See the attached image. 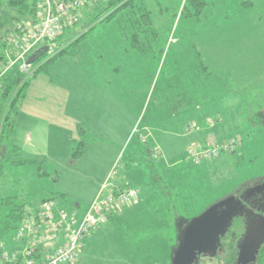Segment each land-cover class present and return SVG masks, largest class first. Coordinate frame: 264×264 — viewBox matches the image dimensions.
Wrapping results in <instances>:
<instances>
[{"label": "rangeland", "instance_id": "374dc122", "mask_svg": "<svg viewBox=\"0 0 264 264\" xmlns=\"http://www.w3.org/2000/svg\"><path fill=\"white\" fill-rule=\"evenodd\" d=\"M122 5L108 8L107 2L96 0L82 8L57 48L47 51L34 66L68 50L48 63L37 80L48 78L54 95L63 98L61 105L71 112L85 106L89 85L85 66L91 71L100 69L103 80L114 82L121 102L130 103L131 116L139 113L138 125L141 120L148 123L159 147L155 158L139 133L122 145L125 159L135 149L142 152L130 166L138 174L149 175L153 187H140L133 179L134 187L140 188L139 202L125 205L93 230L77 264H169L182 229L191 219L264 180V0H135L131 14L119 11L126 8ZM142 6L141 14L138 8ZM17 13L0 4V41L10 50L8 37L19 23ZM106 17L110 20L104 21ZM0 50L6 51L2 46ZM17 67L19 63L13 68ZM28 77L20 76L11 96H0L2 118L6 113L9 116V100ZM41 86L29 94L36 95ZM178 95L182 106L177 105ZM12 125L4 123L2 148L10 143ZM15 133L21 138L24 127L16 126ZM138 140L141 146L136 147ZM212 143L220 149L217 156L198 159L191 155L190 151L213 149ZM223 144H231L229 151L221 148ZM91 146L87 144L89 150ZM80 147L77 144L73 153L85 151ZM11 148L9 154H0V251L2 246L7 250L19 246L14 241L19 224L12 216L15 207L36 214L41 203L51 199L56 210H73L77 204L86 209L95 197L87 176L98 178L93 173L98 159L90 151L74 174H58L60 180L55 182V175L46 174L43 162L28 147ZM125 159L114 166L123 178L130 168ZM116 174L109 178L115 181ZM149 178L141 177L146 184ZM90 196L93 201L88 202Z\"/></svg>", "mask_w": 264, "mask_h": 264}, {"label": "crops", "instance_id": "0c3cea01", "mask_svg": "<svg viewBox=\"0 0 264 264\" xmlns=\"http://www.w3.org/2000/svg\"><path fill=\"white\" fill-rule=\"evenodd\" d=\"M9 1L11 0H3L5 4ZM8 8L12 9L10 7ZM15 11L18 12L16 18L19 23L14 26L12 30H14L19 25L28 23L30 20L28 13L22 14L17 9H15ZM4 44L2 43L1 46L4 47L6 51L3 52L0 50V53H2L4 56V60L0 61V73L3 71L5 63L9 61L10 58H14L12 49H7L6 45ZM7 45L10 47L8 43ZM15 66L16 65L9 67L8 70L0 77V96L3 95V88L7 87L8 84H12L15 81L17 82V80L22 75L19 67L13 68ZM15 72L16 74L14 75ZM83 72L85 81L89 83V85L87 84L86 88L85 106H79L72 112L61 105L63 104V98L59 99L56 97L57 94L54 95L56 92H54L53 85L46 83V81H49L48 78H46V81L45 78L37 80V74L39 73H33L31 78L28 77L30 80H32H29L26 85L22 87L23 90H21V95L18 99V107L16 108L15 112H13L14 117L11 122L13 123L10 132L11 137L9 136L10 143L8 146L2 148V143L0 140V154H9L13 150L11 147L19 148V145L24 148L28 147V149L31 150V153L35 155L36 158H39L41 162H43L44 167L42 168H46V174H54L55 182H58L60 180L58 174H74V168L76 169L79 162L83 160L85 153L90 151L92 156L98 159L97 162L99 164H96V166L93 168L96 170L93 173L98 174V178L97 175L87 176V179H89L90 182L92 181L91 188L93 189H90V191L92 190L91 194L95 196L94 198L90 196L91 199H88V202H90L92 198L94 200L100 194V192L104 190V185L107 182L110 186L107 187L106 190H110L115 186H130L139 190V185L140 187H153L151 183L152 180L149 178V175L142 173L138 174L137 172L140 171H137L136 168L130 166V163L135 161L133 157L135 158L139 155V153L142 155V152H139V149L132 151L129 158L125 159L124 154L121 156L122 145L127 144L130 136L132 134L137 135V133H139V137H141L143 143L148 146V152H152L154 156L153 151H151V147L157 149H159V147L155 136H153L151 127L148 125V123L143 124L142 120L138 125L140 117L139 113L136 111L133 114V117L131 116V108L129 106L130 103L128 101L125 103L121 102V100L116 96V90L113 85L114 82L110 83V81H107L105 78L103 80L101 77L102 71L100 69L91 71L89 66L88 68L85 66V71ZM40 84L42 85L41 89L36 90V95H30L29 93H33L35 87L37 86L38 88ZM10 91L11 90H9V92ZM107 91L110 93H108L110 98H108ZM9 92L7 97L11 96ZM93 92H95L96 95L91 96V93ZM83 93L85 95V91ZM179 97L180 95L176 97V99L179 100L177 105L180 106L181 104L182 106L184 103L182 102V98ZM81 100L83 101V97H81ZM90 104L92 108L90 107ZM176 113H179L178 109L176 110ZM16 126L24 127V134L21 138H18L15 133ZM97 135L101 137L99 138ZM145 138H147V141H144ZM148 141H150L152 144H149ZM81 142L82 146L85 147V151H83L79 156L75 157L73 155V150H75V146ZM99 142L103 144H99ZM115 142H118L121 145H115ZM87 144L92 145L91 150H89ZM97 145L99 146L96 147ZM137 146H141V142H139V140L136 147ZM142 147L144 148L145 146L142 145ZM112 151H114L115 154H113ZM106 156H109L110 158L105 161H100L101 158ZM5 157L6 156H4V159ZM122 158L125 159L124 164L130 166L129 169L123 172L128 174V176L125 178L119 175L122 171H119V173L116 174V169L114 167ZM100 162L103 164L100 165ZM113 172L116 174L115 181H112L111 178H109V175ZM139 175H141L140 181H138ZM143 175L148 176L149 178V182L147 184L141 179ZM153 175L155 176L156 174H151L150 176L153 177ZM133 179H136L135 182H137V187H134L135 183L133 184ZM88 207L85 209L82 208L80 204H77L76 209L66 210L69 214L74 215L77 220H80L84 217ZM39 208L41 209V205ZM63 209L65 210V208ZM111 218L112 216L109 218V220ZM91 234L87 240L91 239ZM63 240V237L60 236L56 240H51L49 243L40 248V253L44 255L45 253L53 250L58 246V243L62 242Z\"/></svg>", "mask_w": 264, "mask_h": 264}, {"label": "built area", "instance_id": "2783aa9c", "mask_svg": "<svg viewBox=\"0 0 264 264\" xmlns=\"http://www.w3.org/2000/svg\"><path fill=\"white\" fill-rule=\"evenodd\" d=\"M95 1L39 0L35 6L34 17L10 33L8 44L11 45L14 58H10L5 63L0 77L9 67L17 63H19L21 74L32 75L35 66L34 63H28L29 56L45 46L48 51L55 50L58 40L62 38L66 30L76 24L80 10ZM1 107L0 99V138L5 123ZM190 129L191 127L187 128V130ZM234 143L236 142L232 141L231 144ZM230 145L223 144L221 148L224 151H229ZM211 146L213 149L205 148V151L201 153L190 151L191 155L198 159L217 156L220 149L216 143H212ZM153 153L156 158L158 149L154 148ZM109 186L107 182L104 185V190L94 199L80 220L63 209L56 210L51 199L42 202L38 213L27 212L16 230L14 241L19 246L14 247L13 250H7L2 246L0 264H77L85 240L92 231L105 223L119 209L125 208V205L139 202L137 188L106 190ZM59 236L64 240L58 243L56 248L42 255L39 251L40 248L51 240H56Z\"/></svg>", "mask_w": 264, "mask_h": 264}, {"label": "water", "instance_id": "95a60500", "mask_svg": "<svg viewBox=\"0 0 264 264\" xmlns=\"http://www.w3.org/2000/svg\"><path fill=\"white\" fill-rule=\"evenodd\" d=\"M48 48L42 47L28 58L34 63ZM241 198L231 195L212 205L199 216L191 219L182 229L180 245L173 253V264H193L197 254L216 253L220 237L224 236L233 220L245 213ZM264 245V215L249 218L247 230L238 248V264H255Z\"/></svg>", "mask_w": 264, "mask_h": 264}, {"label": "trees", "instance_id": "16d2710c", "mask_svg": "<svg viewBox=\"0 0 264 264\" xmlns=\"http://www.w3.org/2000/svg\"><path fill=\"white\" fill-rule=\"evenodd\" d=\"M33 4L29 1V0H11L9 2H7L6 4L3 2V0H0V4H5L6 6L12 8V9H17L20 13H28V17L31 19L34 17L35 15V6H36V3L38 2V0H33ZM102 3H105L107 2L108 4V8H113L114 6H117L119 4H123L122 6H125L126 8H122L120 7L119 8V11L120 10H123L125 9L126 10V14H131L133 12V10H131V7H134L133 6V2L135 0H101ZM137 1V0H136ZM96 2V1H95ZM94 3V2H93ZM142 3H144L142 1ZM203 1H201V5H203ZM92 4V3H91ZM144 5V4H142ZM86 7V6H85ZM140 8H141V11H140ZM138 8L139 9V12L142 14L143 13V9L144 7H140ZM203 8V7H202ZM199 9V11L202 10ZM128 9H130V11H127ZM145 11V10H144ZM145 17L146 18H149V12H145ZM143 16V15H142ZM110 20V17H106V19L104 18V21H108ZM0 39L2 40V36L0 37ZM3 43V41H2ZM1 41H0V46L2 45ZM68 50L66 49H63L62 51H60L56 56L50 58L49 60H47L44 64L40 65L39 67H37L34 71L35 74L41 72L42 70H44L46 68V66L48 65V63H50L51 61H53L56 57H58L59 55H63L64 53H67ZM42 57V56H41ZM1 60H4V56L2 53H0V61ZM39 59H37L35 62H37ZM34 62V64H35ZM20 80L18 79L17 82H13L12 84H8L7 87L3 88V97H7L8 95V92L9 90H15V87H17V85H19L20 83ZM26 85V84H25ZM21 90H23L22 88L20 90L17 91V95L14 97V99L10 98V101L8 103V107H9V116L8 114L6 113V116H5V121L8 122V124L10 125L11 121H12V115H13V112H15L16 108L18 107V99L21 95ZM11 91L9 93H11ZM7 107V108H8ZM11 109V110H10ZM1 111H2V107H1ZM12 114V115H11ZM79 145L81 146L79 149L82 148V142L79 143ZM78 154V155H75V154ZM82 153V152H81ZM81 153H78L77 150L74 152V156L77 157L79 156ZM127 186H115L113 190H116V189H121V188H126ZM139 190V189H138ZM139 197H140V190H139ZM140 199V198H139ZM123 208L119 209V211H121ZM26 213H27V210L23 207V206H18V207H15L13 210H12V216L15 217L16 219L19 220V222L21 221V219H23V217L26 216ZM116 213V212H115ZM115 213L113 215H115ZM112 215V216H113ZM111 217V216H110ZM109 217V218H110ZM108 218V220H109ZM107 220V221H108ZM106 221V222H107ZM100 226V225H99ZM98 226V227H99ZM97 227V228H98ZM96 228V229H97ZM95 230V229H94ZM244 231V223H243V220L241 219V217H237L233 223H232V226H230V231L228 232V236H230L231 234H235V237L236 238H239L241 237L242 233ZM88 239V238H87ZM86 239V240H87ZM85 240V242H86ZM236 242V240H235ZM235 251H236V248H235ZM235 258V255L233 254V259ZM256 264H264V253H263V247L261 248L259 254H258V257H257V262Z\"/></svg>", "mask_w": 264, "mask_h": 264}, {"label": "flooded vegetation", "instance_id": "af4514ba", "mask_svg": "<svg viewBox=\"0 0 264 264\" xmlns=\"http://www.w3.org/2000/svg\"><path fill=\"white\" fill-rule=\"evenodd\" d=\"M237 197L242 199L246 208L244 209L245 210L244 215L238 216V218L241 217L244 223V231L241 237L236 238L235 234H231L230 236H228V232L230 231L229 228L227 233L224 236L220 237V242L218 243V248L216 253L208 252V253L197 254V257L193 262V264H238V255H239L238 246L244 234L246 233L249 218L254 215H259V214L264 215V180L254 186L245 188V190L241 192ZM180 241L178 242L177 246H175L172 250L173 252L169 258V264H173V253L179 247ZM233 254L235 255L234 259H233Z\"/></svg>", "mask_w": 264, "mask_h": 264}]
</instances>
